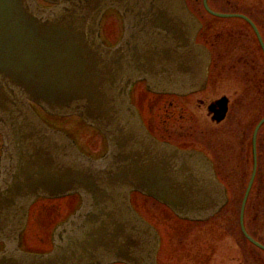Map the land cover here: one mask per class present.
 I'll list each match as a JSON object with an SVG mask.
<instances>
[{
  "label": "water",
  "instance_id": "95a60500",
  "mask_svg": "<svg viewBox=\"0 0 264 264\" xmlns=\"http://www.w3.org/2000/svg\"><path fill=\"white\" fill-rule=\"evenodd\" d=\"M40 1L0 0V264H158L160 234L135 209L132 192L192 221L218 213L228 196L202 151L150 133L130 90L138 80L156 93L204 88L209 57L196 41L201 22L186 0ZM204 4L219 17L241 16ZM109 9L124 20L114 46L101 36ZM33 103L81 117L106 137V153L83 152ZM73 194L81 205L54 229L53 249L23 250L32 204Z\"/></svg>",
  "mask_w": 264,
  "mask_h": 264
},
{
  "label": "flooded vegetation",
  "instance_id": "af4514ba",
  "mask_svg": "<svg viewBox=\"0 0 264 264\" xmlns=\"http://www.w3.org/2000/svg\"><path fill=\"white\" fill-rule=\"evenodd\" d=\"M190 1L187 0L189 6H191ZM223 5L229 6V1L225 0ZM224 13L241 14V16L218 17L237 20L227 22L228 25L224 26L225 29H232L235 26L236 30L235 32L224 31L223 48L217 46L220 43L219 34L210 30L211 26L206 25V22L199 18L202 26L196 41L206 48L209 57L205 87L191 91L188 94H167L176 100L187 99L186 109H188L190 114L189 118L196 125L189 134L187 145L180 142L181 135L175 134L173 141H171V138L160 134V128L154 124L151 126L145 120L144 111L135 103L134 98L136 93L143 97L140 87L137 86L142 83L146 85V81H136L131 87L130 96L132 102L140 110L149 131L155 137L182 149L202 151L212 161L217 177L225 185L228 195V201L220 212L224 211V216H228L229 221L232 220L235 214L237 216L236 223H238L235 228H232L235 230L236 236L232 233L229 234L230 238L228 239L231 244L222 246V264H264V170L262 171L261 169L262 155L264 158V121L260 125L261 121L264 120V72L261 69V64L259 66V53L256 54L252 51L256 46L264 55L263 44L259 38L260 35L264 43V16L260 18L256 15L233 10L225 11ZM229 23L232 24L229 25ZM254 69L257 72L261 71V77L251 80L249 79L251 77L250 71ZM257 72L255 75H258ZM155 94L158 96L166 95L164 93ZM222 99L224 100L223 108L219 105L215 106V103ZM211 105L215 108L211 109ZM224 108H226L225 117L218 121L216 117L220 114L217 112L221 110V114H223ZM36 109L40 117L50 126L51 122L47 120V116L58 117L46 111H41L39 108ZM203 117L209 119L210 122L205 121ZM232 119H240V123L233 122L231 121ZM254 119H257L256 124L252 126ZM230 122H233V124ZM233 128L239 135L236 141V148L229 149L225 145L220 147V145L212 142V138L216 139L221 134V137H224ZM257 128L258 131H256ZM245 133L248 137L244 145L242 139H244ZM71 137L73 136L71 135ZM76 142L83 149L77 140ZM247 144L251 145L252 151V170L250 175L247 174V168L249 167ZM233 154L236 158L231 161L229 159H232L230 156ZM234 161H236V164H233ZM245 179L248 180V183L242 192V201L239 214L237 215L236 207L232 206L233 199L237 198L238 193L241 192L239 190L242 188L241 184H243ZM135 193L143 195L139 192ZM40 199L47 198H39L38 200ZM38 200L32 205L31 209ZM221 230L222 237H224L228 229L222 227ZM50 250L48 249L47 251Z\"/></svg>",
  "mask_w": 264,
  "mask_h": 264
},
{
  "label": "rangeland",
  "instance_id": "374dc122",
  "mask_svg": "<svg viewBox=\"0 0 264 264\" xmlns=\"http://www.w3.org/2000/svg\"><path fill=\"white\" fill-rule=\"evenodd\" d=\"M229 6L223 5L225 0H208L209 6L217 11H242L243 13L264 16V0H228ZM189 7L206 25L211 26L213 30L220 36L218 47L223 48L224 31L235 32L236 27L225 29L227 22L237 20L223 19L214 17L206 11L203 0H191ZM262 14V15H261ZM232 23H229V25ZM238 27V26H237ZM232 30V31H231ZM123 35V18L114 9L109 10L102 21V37L105 42L112 46L117 43ZM252 40V39H251ZM254 41V39H253ZM253 43V42H252ZM255 44V43H253ZM259 53V66L264 72V55L256 46L252 50ZM257 69V67H256ZM256 69L250 71L249 79L261 77V71ZM258 73V75L255 73ZM142 91L143 97L135 94V103H137L147 122L154 124L160 128V134L171 138L175 134L181 135L182 144L187 145L189 134L194 130V121L191 120L187 108V99H174L172 96H158L151 92L142 83L138 85ZM137 100V102H136ZM175 106H177L175 108ZM183 109H180V108ZM42 111V110H41ZM146 111V112H145ZM47 116V115H46ZM203 119L210 122L209 119ZM52 126L62 128L69 132L80 144L83 150L91 156H99L106 151V140L104 136L96 129L87 125L81 118L77 116L70 117H48ZM254 119L252 126L256 124ZM231 121L240 123V119H232ZM233 122H230L233 124ZM153 126V127H156ZM156 127V128H157ZM251 130V129H250ZM251 132V131H250ZM157 133V132H156ZM159 133V132H158ZM163 133V134H162ZM222 135V134H221ZM212 138V142L217 145H225L229 149L236 148V141L239 135L233 128L226 136ZM248 135L244 134L242 143L245 145ZM3 140L0 138V159L2 156ZM245 148V147H244ZM249 151V167L247 174L250 175L252 170V151L251 145L247 144ZM263 152V150H262ZM229 160L236 158L234 154ZM261 162V169L264 170V162ZM231 163V162H230ZM236 164V161L233 162ZM232 167V166H231ZM233 168V172H234ZM248 180L243 181L242 188L239 190L237 198L233 199V207H236V213L239 214L242 192L244 191ZM132 202L135 208L146 217V219L156 226L162 237V244L159 251V264H222L223 262V245L231 244L229 234L236 236L235 228L237 216L234 214L232 220L229 221L228 216L225 217L224 211L213 215L203 222H192L176 216L166 206L160 204L156 200L133 193ZM80 205V197L71 195L68 197L57 198L56 200L40 199L30 211L29 220L26 229L21 234L20 247L25 251L43 253L53 247V232L58 223L70 216ZM226 211V210H225ZM228 229L225 236L222 237L221 228ZM238 238V236H237ZM1 248V247H0ZM123 264V263H120Z\"/></svg>",
  "mask_w": 264,
  "mask_h": 264
}]
</instances>
